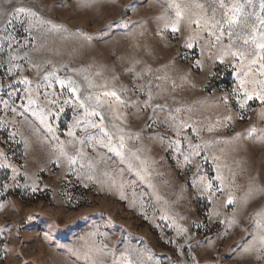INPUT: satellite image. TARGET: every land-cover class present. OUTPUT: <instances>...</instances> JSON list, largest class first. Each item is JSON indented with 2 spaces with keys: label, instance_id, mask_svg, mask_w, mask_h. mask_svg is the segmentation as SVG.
<instances>
[{
  "label": "rangeland",
  "instance_id": "obj_1",
  "mask_svg": "<svg viewBox=\"0 0 264 264\" xmlns=\"http://www.w3.org/2000/svg\"><path fill=\"white\" fill-rule=\"evenodd\" d=\"M216 8L0 0V264H264V102L244 95L264 77L210 34ZM105 90L144 109L125 113L139 159L76 124Z\"/></svg>",
  "mask_w": 264,
  "mask_h": 264
},
{
  "label": "snow or ice",
  "instance_id": "obj_2",
  "mask_svg": "<svg viewBox=\"0 0 264 264\" xmlns=\"http://www.w3.org/2000/svg\"><path fill=\"white\" fill-rule=\"evenodd\" d=\"M258 6L260 11L257 13L255 12L257 5L254 3V0H233L231 3L228 0H218V8L213 10L212 27L215 31L210 34L214 36L217 42L221 43H223L224 37H227L228 43L225 54H230L233 59L240 63L244 69L243 75L245 77L257 70L259 75L264 77V0H259ZM248 9L253 10L251 15ZM217 10L221 12L219 19L215 17V11ZM16 12L23 14L25 9L17 8ZM176 15L179 19L180 13L177 12ZM253 16L254 19L252 18ZM178 30L173 25V33ZM233 48L236 50H233ZM245 60L248 61L247 66L244 63ZM253 65L258 66V68H253ZM45 80L47 81L48 77H45ZM55 82L60 84L61 87L67 88L74 96L79 91L78 87L74 86V82L71 80H68L66 84L65 81L56 78ZM244 83L245 81H241V87L244 86ZM254 83L260 86V94L257 95L254 88L252 94L246 91L244 95L249 100L253 99L255 95L256 99L264 102V80L254 81ZM44 87H51V83H45ZM101 87H106V85H102ZM134 90L132 89V91ZM128 91L129 89H123L122 95H126ZM122 95H118L114 90H105L97 96L89 94L84 95L82 98L77 97L76 104L74 105V107L83 110L84 116L96 118L76 121L77 126L83 124L84 127L94 129V131L89 133L87 139L92 140L99 147L106 148L109 152L113 153L119 158L120 163H123L125 160V149L131 152L133 157L137 159H139L137 152L140 151V149H136L133 152L132 147L128 144L129 141L139 139L140 137L130 131L131 121L128 120V116L125 113L127 112L135 119H142L141 114L133 112L132 108L144 110L140 103L133 105L129 100L123 99ZM43 99L47 102L46 107L57 103L55 98L49 99L47 94L44 95ZM33 103L35 101L29 98L28 104L31 105ZM63 103L69 104L71 101L65 100ZM142 131L141 129V133ZM70 135L74 134L70 133ZM69 159L70 163H75L74 160ZM128 169L129 171L132 170L131 164L128 165ZM261 242L264 243V237L261 238Z\"/></svg>",
  "mask_w": 264,
  "mask_h": 264
}]
</instances>
